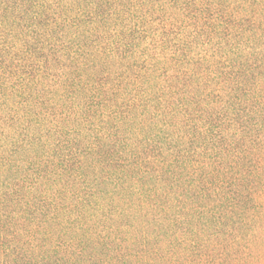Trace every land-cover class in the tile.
Segmentation results:
<instances>
[{
    "label": "trees",
    "instance_id": "obj_1",
    "mask_svg": "<svg viewBox=\"0 0 264 264\" xmlns=\"http://www.w3.org/2000/svg\"><path fill=\"white\" fill-rule=\"evenodd\" d=\"M0 264H264V0H0Z\"/></svg>",
    "mask_w": 264,
    "mask_h": 264
}]
</instances>
